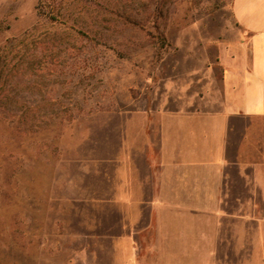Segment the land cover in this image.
<instances>
[{
	"label": "rangeland",
	"instance_id": "374dc122",
	"mask_svg": "<svg viewBox=\"0 0 264 264\" xmlns=\"http://www.w3.org/2000/svg\"><path fill=\"white\" fill-rule=\"evenodd\" d=\"M242 38L233 0H0V264H134L115 173L222 111Z\"/></svg>",
	"mask_w": 264,
	"mask_h": 264
},
{
	"label": "crops",
	"instance_id": "0c3cea01",
	"mask_svg": "<svg viewBox=\"0 0 264 264\" xmlns=\"http://www.w3.org/2000/svg\"><path fill=\"white\" fill-rule=\"evenodd\" d=\"M233 15L222 111L164 118L115 173L134 264H264V0H233Z\"/></svg>",
	"mask_w": 264,
	"mask_h": 264
}]
</instances>
